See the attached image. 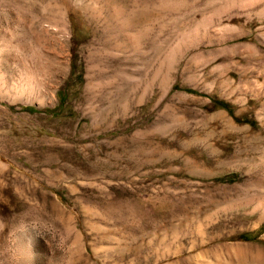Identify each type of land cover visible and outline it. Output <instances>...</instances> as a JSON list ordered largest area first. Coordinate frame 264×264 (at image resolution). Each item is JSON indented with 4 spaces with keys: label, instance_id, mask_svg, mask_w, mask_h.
<instances>
[{
    "label": "rangeland",
    "instance_id": "1",
    "mask_svg": "<svg viewBox=\"0 0 264 264\" xmlns=\"http://www.w3.org/2000/svg\"><path fill=\"white\" fill-rule=\"evenodd\" d=\"M0 264H264V0H0Z\"/></svg>",
    "mask_w": 264,
    "mask_h": 264
}]
</instances>
